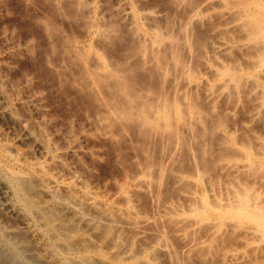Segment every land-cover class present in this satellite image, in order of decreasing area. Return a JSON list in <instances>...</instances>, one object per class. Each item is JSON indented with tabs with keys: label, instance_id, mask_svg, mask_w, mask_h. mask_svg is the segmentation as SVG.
<instances>
[{
	"label": "bare ground",
	"instance_id": "bare-ground-1",
	"mask_svg": "<svg viewBox=\"0 0 264 264\" xmlns=\"http://www.w3.org/2000/svg\"><path fill=\"white\" fill-rule=\"evenodd\" d=\"M72 1L80 3L83 0ZM90 1L86 0L85 2L89 4ZM106 1H99L98 15L101 17L100 20L110 17L107 13L111 12V9L109 8L108 11L107 8L106 10ZM158 1L157 4H152V2L148 4L145 0H112V4L117 8L114 9V14L120 16V19L125 23L124 25L121 24L130 33L137 32L134 38L138 44H142L141 51L137 50L139 52L138 57L136 55L138 59H132L131 61L134 60L135 64V61L140 59L139 62L142 61L141 65L147 66L149 69L153 68L155 72L157 70L165 73L168 70L169 72L172 71L169 73L171 74L170 77L166 73L168 79L165 84L167 86L159 88L156 100V93H153L154 98L151 95V91L155 90L148 89L151 93L149 97L151 96L153 101L155 100L152 102L151 99V105L148 101H144L143 104L139 103L143 109L148 111L142 108L139 109L140 106L135 103L133 106H137L138 109L134 112L136 108L132 109L133 106H131L132 102L130 101L131 107H129L126 102L128 98H125V109H130H128V113L127 111L123 112L136 119L134 121L138 122L140 126V128H137L139 130L142 128V136L144 135L143 132L148 129L149 132L151 131L150 133L153 132L154 135L159 136L160 143H171L169 145L170 151H166L167 154L164 157V168L161 165L157 166L162 168H154V166L150 168V165L148 169L147 167L146 169L137 167L138 170L128 172L129 174L124 177L125 184L121 182L122 186L119 185L118 187L121 196H123H119V198L123 199V202L125 201V205L122 204L123 207L115 206V201L113 205L109 204L107 202V200L110 201L109 198H106L105 202L99 201L94 198L96 194L90 188V191L80 193L76 186L70 182L67 183L64 175L56 171V168L58 169L63 163L60 155L55 156L52 154L53 151L45 137L33 135L26 125L18 122V134L13 137H9L7 133L0 131V155L8 161H15V163L23 165L28 163L30 154L36 151L42 156H46L47 162L44 163L45 165L43 164L44 166L38 169L33 167L34 169L29 171L5 168L7 180L4 184L0 181L3 184L1 185L3 189L0 191V213L5 211L19 217L18 225H15V227L26 230L32 241L35 240L38 243L39 247L36 248L38 253L39 249L47 254L50 251L47 249L48 245L51 244L46 237L48 231L56 233V240L62 242L67 241L68 237L72 236V232H75L83 243H88L87 245L98 251V254H102L107 250L112 258L122 257L123 264H139L135 262L137 255L145 256L149 250L155 251L153 249L160 252L170 250L168 246L171 243L167 242V237L165 238L167 232L164 235L161 232L162 230L156 231L152 236L151 244L146 246L144 244L145 247L139 246V252L135 249V252H138L135 254L131 251V243L126 244V238L123 239L125 233L122 235V231L130 229L135 239L143 242L147 237V227H151L152 223L155 224L154 222L159 221V224L164 223L170 226L167 228L171 229L172 236L181 242L180 251L183 255L186 254L187 256L195 253L200 256L203 253V256L206 255L207 260L217 257L221 259L219 261H222L223 264H264V0H166V3L170 1L174 3L169 2L170 5H175V10L172 11L175 15L172 22H170L171 25L169 24L170 26L168 25L169 15L166 7L169 4L165 3L164 6ZM3 12V6L0 5V14ZM90 12V8L87 7L85 14H90ZM77 15H82V12ZM84 21L85 19L81 22L82 25ZM114 22L116 21L114 20ZM109 30L105 29L103 32L97 30L95 32L98 37L96 41L104 36V38L109 37V34L112 35V29ZM203 34H206L205 41L204 39L201 40ZM125 37L128 39L130 36H127L126 33ZM135 40L133 39L132 42ZM133 44L130 45L133 47ZM125 49H128V46ZM130 51H132V48ZM78 54H80V51ZM99 55L95 56L97 63L94 62L95 66L97 65L101 69L102 76L103 73L108 74L109 72V75L112 74V76L119 75L116 74L117 72L113 73L112 70L111 73L110 69L112 67L107 66L108 62L106 63L104 58ZM80 56L82 58L86 57L81 54ZM178 56L181 57L180 60L183 59V63L180 62ZM86 58L88 59V57ZM92 59L93 62L94 59ZM85 64V68L89 69L90 65L87 67ZM77 66L79 67L77 69H80V65ZM147 67L142 68L147 70ZM106 77L103 76L102 78L106 79ZM153 82L152 84H154ZM141 83L136 84L140 86ZM95 87L98 88V86ZM122 87L126 88V86ZM127 90L123 91L122 89L121 91L127 93ZM145 90H143L144 93ZM156 92L158 91L156 90ZM140 100L142 101L141 98ZM108 103L110 104V102ZM153 103L154 105H152ZM144 104L149 109H146L147 106ZM110 105L112 106V104ZM5 107L6 101L3 97H0V110L5 109ZM113 107L115 105L111 108L113 109ZM108 108L110 109V107ZM104 110L106 111V108ZM122 111L120 109L119 112ZM106 112L104 116L109 117ZM116 114L118 113L114 115ZM124 115L126 116V114ZM225 116H230V121L229 119L226 121L227 117ZM101 119L102 117L96 118L98 125L105 122L100 121ZM127 119L129 120V118ZM148 131H145L146 136L150 134H147ZM103 136H105L104 138L108 137L107 133H103ZM136 136H138V133ZM158 138L157 140H159ZM23 146L27 149H22ZM184 149L188 151L185 155L189 161L187 165L185 164L186 167L179 168L178 166V170L174 171L175 165L177 166L178 163L180 164L183 161V159L180 160V157L183 155L181 153ZM70 155L73 156L74 154ZM207 157L211 161L208 159L209 162L206 161ZM181 164L183 165V162ZM1 165L4 164L1 163ZM163 173H166L164 177H168L170 187L175 188V192H173L175 194L171 197L166 195L165 199L155 201L152 205L153 212L143 211L140 209L141 207L139 208L140 204H137V199L135 200L136 192L140 187L148 190L147 187L152 184L151 181L159 179ZM79 179H77L78 182H81ZM160 181L159 184H162ZM155 183L153 182V186L158 184ZM160 187L162 188V186ZM155 188L156 186L153 189ZM81 189L83 190V187ZM138 194L139 192L136 195ZM84 210L85 213L89 211L88 214L90 212L96 214L98 218L90 219L91 214L87 216V213L84 214ZM38 214L40 224H37L32 217ZM94 214L90 217L93 218ZM100 225H105L109 228L110 234L112 233L110 235L112 239H107L106 243H113L108 247L106 246L107 249L105 248L104 251L98 243L100 240L94 241L96 239L91 238L93 230ZM13 226L6 225V229L11 230ZM60 228L69 231L67 232L69 234H64L65 231L61 233L60 230V233H58L57 229ZM103 234L106 236V233ZM123 240L126 242L125 244ZM70 243L67 242L65 245L69 246ZM60 244L62 246V243ZM105 245L107 244L104 243V247ZM81 246H84V244ZM68 248H70L68 249L70 255L81 253L78 249ZM83 252H87V249H83ZM171 253L173 254V252ZM150 256L148 257L152 262L153 259ZM199 256L198 258H200ZM46 257L51 264L59 263L57 257L55 259L58 263L54 257ZM23 258L22 255L16 254L0 243V264H35L30 260L25 261ZM149 260L144 259L140 262L149 264Z\"/></svg>",
	"mask_w": 264,
	"mask_h": 264
},
{
	"label": "rangeland",
	"instance_id": "rangeland-1",
	"mask_svg": "<svg viewBox=\"0 0 264 264\" xmlns=\"http://www.w3.org/2000/svg\"><path fill=\"white\" fill-rule=\"evenodd\" d=\"M85 1L86 0L80 1V3L79 2L75 3L72 0H62V1L61 0H0L1 3L0 5H2L4 9V12L0 14V97L1 98L3 97V99H5L6 101L5 109L0 110L1 113L0 131L7 133L9 137H13L15 134H18L17 133L19 130L18 122H21L22 124L26 125L27 129L31 131L33 135L35 136L42 135L43 137L46 138L45 140L50 145V148L53 151L52 153L53 155L55 156L57 154L60 155L63 163L62 166L60 165L61 168L60 167L58 169L56 168V171L61 173V175H64V179L67 180L66 181L67 183L70 182L72 185L76 186V189L80 193L83 192L86 193L90 191L89 190L90 188L93 192H95L96 196L94 198H96L97 200L105 202L106 201L105 199L109 198L110 201L107 200L109 204L113 205L115 201L116 203H118L117 205L115 203V206L123 207L122 204H124L125 201L123 202V199L119 198V196L120 197L123 196H121L122 194L119 192L118 187L119 185H121V182L122 184L123 183L125 184L124 177H126L129 174L128 172L131 171L133 172V170L136 171V169L138 170V168L140 167H141L140 169H146V167L148 169V166L151 165L150 168L151 167L153 168V166L154 168H162V167L164 168L163 166L165 163L164 157L167 154V152L170 151L169 145L171 144V143L164 144V142L160 143L161 141L158 138L159 136L154 135L153 132L150 133L151 131L149 132L148 129H146L148 131L147 134L148 133L150 134L146 136L145 135L146 130H145L143 132L145 137L144 135L142 136V131H141L142 128L140 130L137 128V127L140 128L138 122L134 121L135 118H132L127 114L128 109L130 108L125 109L126 107L124 105L125 100L128 98L126 102L128 103L129 107L133 106V104L135 103L140 106L139 103L141 102V104H143L145 103L144 101H148L149 104L154 102L157 99L159 88L161 89V87L164 86L163 88H165V86H167L165 83L167 82L168 77L171 76V74L169 73H171L172 71L170 72L169 70L168 72L166 71V73H168L167 74L168 77H167L165 72L162 71L159 72V70L155 72L152 67H151L152 69H149L147 66L141 65L142 61L139 62L140 59L138 61L136 60L134 64V60L138 59L137 58L139 55L138 51H141V49L143 48L142 44H138L134 38L137 35L136 34L137 32L134 31V33L131 32L132 33L131 34L130 31L127 30V28L125 29V27L123 26L125 23L120 19V16L114 14L117 8L114 7V5L112 4V0L106 1L107 3L106 10L107 8L108 11L109 8L111 9L110 10L111 12L107 14H109V16L112 17L111 19L109 16H108L109 18H104L105 21L104 19H101L102 20L101 21L100 20L101 17L98 15L99 12L98 5L100 0H98V2L97 0H93V1L89 0L90 1L89 4H87ZM146 1L148 4H151V2L152 4L155 3L157 4L158 0L156 1L145 0V2ZM162 1L163 0H159L158 3L161 2V4L164 5L167 2L166 0H164L163 2ZM81 2L83 5L81 4ZM169 2L170 1L166 3L167 5L169 4V6L166 7H167L168 15L169 17L171 15L172 19L171 17L170 18L168 17L167 20H168V25L169 24L171 25L170 22H172L175 15L173 13L175 10L174 8L175 5L172 6L170 5L171 2L170 3ZM87 7H89L91 10L90 14L89 13L85 14ZM80 11L82 12L83 16L77 15V14H81ZM84 19L85 21L83 22L82 25L81 22ZM114 20L116 22H114ZM103 21L105 22V24ZM107 22L108 24H106ZM110 28L112 29L114 34L111 33L112 35H110L108 33L109 37L104 38L105 37L104 36L103 37L104 39L101 38L100 40L97 39L96 41V38L98 37L95 34V32L97 30L103 32V30L105 31V29H108V31H110L109 30ZM125 30H127L128 32L127 31L125 32ZM121 33L124 37L120 35ZM126 33L127 36H130L128 39H126L125 37ZM201 37H200L201 40L204 39L205 41L206 34L201 35ZM133 39L135 40L134 42H132ZM130 44H133L135 47L133 46L134 47L133 48L132 45ZM123 45L125 46V48L126 46H128V49H125ZM77 47L79 49L81 47L82 48L79 50ZM131 48L133 52L130 51ZM76 51L78 52L75 53ZM79 51L80 54L83 55V57L86 56L87 54L89 55V53L91 54L89 56H86L88 57V59L86 57L82 58V56L78 54ZM177 53L179 54L178 51ZM99 54H101L102 56ZM96 55H99L100 57L104 58L106 63L108 62L107 66H110V68L112 67L110 71L112 70L113 73L117 72L116 74H119L120 76L113 74L115 76L114 77L112 76V74L109 75L110 73L109 72L108 74L103 73V76L105 77L107 76L106 79L102 78L103 77L102 72H100L101 69L97 65L95 66ZM91 56L94 60L91 58ZM179 56L178 58L180 60L181 57ZM90 58L93 60V62L94 61L95 62L93 63ZM132 59L134 60L131 61ZM82 60H84L85 62L84 61L82 62ZM87 61L88 63H86ZM182 61L183 59L180 60V62ZM83 63L84 64L86 63L85 65H87V67H89L88 65H90L89 69L87 68L88 70L85 68ZM91 63H93L94 65ZM77 65H80V69H77L79 68ZM117 66L119 68H116ZM138 67L140 69H137ZM142 67H147L148 71L146 70V68H142ZM79 70L81 71L79 72ZM89 70H91L90 71L91 74L88 73ZM161 73H163L162 74L163 76L160 75ZM162 78L164 81L161 80ZM151 81L152 82L154 81L153 82L154 84H152ZM140 82H142L140 86L139 84H136ZM143 82L145 85L143 84ZM158 83H160L161 85ZM95 86H98V88L96 89ZM122 86H126V88ZM150 88L152 90H155L153 92L151 91L152 94L149 92L150 90H148ZM122 89L123 91H126L128 89L127 90L128 94L126 92L121 91ZM143 90H145V93L143 92ZM147 90L148 92L146 93ZM156 90L158 92H156ZM133 91H138V92H133ZM120 93L122 96H127V97H122ZM153 93L154 94L156 93L155 96L156 95L157 96L155 97ZM150 94L152 95L153 98L155 97L154 101L151 96L149 97ZM148 97L150 98V101ZM140 98L142 99V101L141 100L139 101ZM33 100L34 102H32ZM129 101L132 102L131 106ZM137 101L139 102L137 103ZM108 102H110L112 106L115 105V107H113L112 109L111 108L112 106ZM148 103L146 102L147 105ZM104 104H106L107 106ZM152 105H154V103ZM108 107H110V109ZM136 107L137 106H133L132 109ZM147 107L146 109H149V107L148 108ZM103 108L104 109L106 108L107 112ZM114 108L116 109V111ZM141 108L142 105L140 106L139 109ZM120 109L121 111L123 109L125 110L119 112ZM137 109L138 108H136L134 112L137 111ZM125 111H127V113H123ZM7 112L9 115L8 114L6 115ZM105 112L107 116L109 114V117H106V115L104 116ZM115 113L118 114L114 115ZM124 114H126V116ZM121 115L122 117H124L123 119ZM101 117L102 119L100 121L103 120L105 122L102 123L103 122L102 121L101 122L102 124L98 125L96 118L98 119ZM126 117L129 118V120ZM229 117H227V119L225 120L227 121L229 119L230 121ZM125 123H128L129 125ZM132 123L134 124L132 125ZM136 130L138 131L137 132L138 136H136L137 135ZM103 133L104 134L107 133L108 137L104 138L105 136H103ZM138 137L140 140L138 139ZM156 137L159 140H157ZM164 146L167 147L168 149H166ZM22 149L25 150L27 149V147L23 146ZM186 152L188 153V151H185L184 149V151H182L181 153L183 155H181L180 157L181 158L180 160L183 159L182 161L183 165L181 164L182 162H180L179 160L180 164L178 163L177 166L175 165V170L173 168L174 171H176V169L178 170V166L179 168L186 167L189 161L186 158L185 155L187 154ZM72 153L74 154L73 156L70 155ZM144 155L147 160L145 159ZM45 157L46 156H42L39 152L35 151L32 154H30V156L28 157L29 159L27 164L19 165L18 163H15V161H10V160L8 161L6 160V158L0 155V181L4 184L7 180V172H5L6 170L5 168L8 169L14 168L18 170L20 169V171H27V170L29 171L30 169H34V168L38 169L39 167H42L46 164L47 157L46 159ZM207 159L208 157L206 158V161L208 160L211 161L210 159L208 160ZM184 161L186 162L184 163ZM1 163L4 165H1ZM157 165H161L162 167L161 166L158 167ZM64 167L67 170H64L65 169ZM164 174L166 173L161 174L162 176L159 178L162 179L161 181L159 179H155L156 183L158 184H156L155 180H153L151 181L152 184H149V186L147 187L148 190L144 189V187L143 188L140 187L138 190L139 192L138 195H136L138 193L136 192L134 196L135 200L137 199L136 202L138 205L139 204L141 205V206L139 205V208L141 207L140 209H142L143 211L145 210L146 212L148 211L153 212L154 208L152 205L153 203H155V201L157 202L158 199L159 201H161V199L163 200V198L165 199L166 195L167 197H171L172 195L175 194L173 193L175 192V188L170 187L171 185L168 184L169 183L168 177L166 176L164 177ZM77 179H79V181L81 182H78ZM159 181L162 184H159ZM153 182L156 184L155 185L157 188V189L155 188L156 190L153 189L155 187L153 186ZM2 183H0V191H2L3 189L1 188L2 187L1 185H3ZM78 183L80 184L78 185ZM82 183L84 184L81 185ZM163 184L164 186L167 185L168 187L167 186L164 187ZM81 186L83 187V190L81 189L82 188ZM160 186H162V188ZM151 191L152 193H150ZM8 198L11 200L10 197ZM60 201L62 202V200ZM86 213L84 210V214H86L87 216L90 214L91 215L94 214V213L92 214V212L88 214L89 211ZM0 214H1L0 243L3 244L8 249L14 251L16 254L22 255V258L24 257L23 259L25 261L30 260L35 264H51L50 260H47L48 258L46 257V256L48 257L50 256L51 258L54 257V259L55 257H57V259L59 258L58 261L60 264H101V263L123 264L122 257L117 256L116 258L114 257L112 258V256L108 254L107 250H105V248L107 249V247L110 246L111 243H113V242L106 243L107 239L109 238L112 239V236H110L112 233L110 234L109 228L106 227L105 225L102 226L100 225L98 226L99 228L96 227L95 230H93L95 233L92 231L93 235L91 238L96 239L94 241L100 240L98 241V243L100 244V248L102 249L103 247L102 250L103 251L105 250L106 252L104 251V253L98 254L97 253L98 251L94 250L93 248H90L91 246L89 247V245H87L88 243L87 244H85V242L83 243V241H81V238H79V235L76 234L75 232H72L73 233L72 236L68 235L69 237L67 241L62 242L56 240V235H55L56 233H54L53 231L50 232L48 231L46 237L51 244L48 243L49 245L47 249L50 251H48L47 254L41 252L40 249L38 253V249H36L39 247V245H37L38 243H36L35 240L32 241V238L30 237L29 233L26 230H21L15 227V225L16 226L18 225V218H19L18 216L5 211H2ZM90 216H89L90 219L98 218L96 214L92 216L93 218H91ZM32 217L37 224L38 223L40 224L38 220L40 218L39 214L34 215ZM154 223L155 224L152 223L151 227L150 226L147 227V237L143 242L137 241L130 229H124L122 231V235L125 233L123 235L124 236L123 239L125 238L127 239V240L125 239L127 243L124 240L123 243L124 244L131 243L130 244L131 251L135 254L139 252L140 247L144 246V244L145 246L151 244L153 240L152 236L156 233V231L162 230L161 232H163V234L167 232L166 235L165 234L164 235L165 238L166 237L168 238L167 242L171 243L169 244L170 247L168 246L170 250L163 251L165 255L162 251L160 252L159 250L157 251L156 249H153L155 251L149 250L151 253L148 251V253L145 256L137 255L138 257L135 259L136 263L138 262L139 264L140 263L142 264V262L140 261H143L144 259L149 260L148 256L150 255H151L150 258L155 260V261L152 260L153 264L154 263L170 264V262L171 264L173 263L174 264H221L222 263V261H219L221 259L217 257H213L212 259L207 260V258L205 257L206 255L203 256V253H201L200 256L198 254L200 258H198V256L195 253H193V255L192 253L187 256L186 254L183 255V253L180 251L181 242L178 241L174 236H172L170 232L171 229L167 228L169 225H166L164 223L159 224V221L157 222L158 224L156 222ZM6 225L9 226L14 225L13 226L14 229L12 228L11 230H7ZM59 230L61 231V233L65 231L66 233L64 234H69L67 233L69 231H66L63 228L57 229L58 233H60ZM103 233H106V236ZM107 233H109V235H107ZM69 240H71V242H75L77 245L75 243H70ZM67 242L70 243L68 244L69 246L65 245L67 244ZM57 243H59L58 245L60 246L56 245ZM60 243H62V246ZM82 243L84 244V246H81L83 245ZM104 243L107 244L105 245V247H104ZM68 247L71 248L76 247L75 249H78L79 251H81V253L76 255H70L68 252L69 251L68 249L70 248ZM65 249L67 250L65 251ZM83 249H87V252H83ZM135 249L138 252H135L136 251ZM171 252H173V254ZM43 256L46 258L44 259ZM108 256H110L111 258ZM84 257H86L87 259H85ZM103 258H104V262H103ZM203 258H205V260H203ZM57 259H55V261H57ZM152 262L150 259L149 264H152Z\"/></svg>",
	"mask_w": 264,
	"mask_h": 264
}]
</instances>
